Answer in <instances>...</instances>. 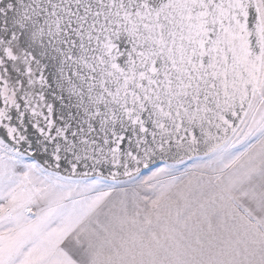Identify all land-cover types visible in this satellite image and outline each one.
<instances>
[{"label": "snow or ice", "instance_id": "obj_1", "mask_svg": "<svg viewBox=\"0 0 264 264\" xmlns=\"http://www.w3.org/2000/svg\"><path fill=\"white\" fill-rule=\"evenodd\" d=\"M0 264H264V0H0Z\"/></svg>", "mask_w": 264, "mask_h": 264}]
</instances>
